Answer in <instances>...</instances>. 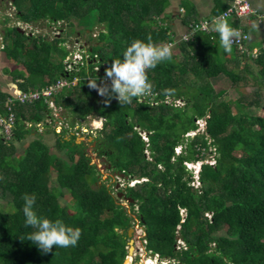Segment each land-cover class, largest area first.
Wrapping results in <instances>:
<instances>
[{"label":"trees","instance_id":"16d2710c","mask_svg":"<svg viewBox=\"0 0 264 264\" xmlns=\"http://www.w3.org/2000/svg\"><path fill=\"white\" fill-rule=\"evenodd\" d=\"M7 2L23 23H55L75 35H88V57L67 71L69 51L63 38L30 35L6 25V18L0 20L4 50L23 67V72H13L14 79H21L20 90L61 77L78 78L73 88H63L49 100L63 109L69 126L88 116L103 118L93 150L104 157L107 168L126 179L117 190L131 199V208L100 181L84 142H76L73 134L66 138L67 128L53 130L57 151L38 135L18 152L16 142L53 115L43 97L16 102L12 135L0 134V200L11 207L0 211V264H123L127 230L135 219L143 227L145 249L167 264H264V117L245 110L264 108V47L251 56L233 46L226 59L215 30L197 31L176 43L171 60L147 70L156 103L136 96L122 104L110 84L109 91L98 96L87 77L97 80L132 38L150 37L154 43L172 39L170 27L162 22L168 0ZM226 6L218 0L213 14ZM216 76L227 78L233 88L251 89L250 97L225 99L226 90L211 82ZM8 95L0 90V115L6 114ZM165 97L181 104L168 103ZM199 119L204 121L202 131ZM210 148L213 162H203ZM196 161L201 163L195 178L186 163ZM62 190L76 201L72 210L60 203ZM25 193L36 195L39 215L80 228L75 246L53 245L43 251L27 239L33 229L23 223Z\"/></svg>","mask_w":264,"mask_h":264},{"label":"rangeland","instance_id":"374dc122","mask_svg":"<svg viewBox=\"0 0 264 264\" xmlns=\"http://www.w3.org/2000/svg\"><path fill=\"white\" fill-rule=\"evenodd\" d=\"M15 11L13 6L7 2V0H4L0 4V20H3L4 18L7 19L6 25H16L19 26L25 33L32 34L34 36H38L40 34L45 35L49 40L56 37L63 38L64 47L69 51V54L64 62H69L74 57H79V54L82 52H85L86 47L88 46L87 38L88 35H75L73 32H69L65 28H60L55 23H41L37 25H29L26 23H23L21 21H18L17 18L14 15ZM1 30H2V24H0V38H1ZM67 65V64H66ZM23 72V69H22ZM212 83L216 87V89H224L225 91V99L230 101H235L241 94L245 97L249 98L251 94V89L247 88H233L230 86V82L227 78L223 76H217L214 79H211ZM19 81V80H18ZM21 81V79H20ZM76 85V84H75ZM74 87V86H73ZM69 87V88H73ZM250 90V91H249ZM96 94L98 96H102L96 88ZM246 93V94H245ZM48 106L52 108V115L53 119L50 118H44L43 121L35 124V129L33 133H40L41 131L45 130V122L46 125H48V128L50 129L48 132L50 134L49 138H43L41 139L45 143H47L48 146H50L51 151H57L55 147V134L53 133V130L58 129L60 131L62 128H67V132L65 133V137L68 138L71 134L74 135L76 141H83L86 147V152L90 157V162L94 163L96 165V168L99 171V179L101 182L105 183L109 189L111 190L114 197L118 200L119 203H121L123 206H125L127 209L130 210V206L128 204L129 200L125 198H119L117 196L118 192H121L117 189L119 187H123V185L126 182V179L122 178L120 175H118L116 172L112 171L111 169L107 168V163L105 162L104 157H100L96 154V152L93 150L95 141L93 140L94 136L97 135V131L101 128L103 118L102 117H95V116H88L85 119H81L79 122L73 123L72 126H69L67 122L65 121V118L62 115H65L63 109H57L51 100L47 99ZM178 102V101H177ZM250 114H255L264 117V108L263 107H248L245 109ZM232 111H236L235 106H233ZM60 116V118H59ZM62 116V118H61ZM58 117V118H55ZM198 128L200 131L204 128V123L202 120H198ZM28 124V123H26ZM57 131V132H58ZM194 132H189V134H193ZM211 150V151H210ZM213 148H210L209 151L205 155V159L203 162H213ZM175 151H179V147L176 148ZM60 155H63V152H59ZM243 154L238 153V157L242 158ZM201 161H196L193 163H186V167L189 168L193 173L194 177H197V172L199 170V165ZM52 180L55 181V172L52 171ZM99 183V182H98ZM134 181H128V185H132ZM198 182L194 181V184L196 185ZM63 194L59 197L60 203L63 205H66L70 210L74 206H76V201L71 198L70 194L62 190ZM11 207L10 205L4 203L2 200H0V211H10ZM133 211L130 213L132 214ZM133 229L131 231V236L128 238L127 243L129 244L130 239H132V246L133 250L130 254H127L125 257L129 258V261H124L123 264H165L164 259H160L156 256V254H152L151 252H148L145 247L144 243L145 240L143 238L144 233L143 227L137 223V220L134 221V224L131 226ZM177 243L182 244L180 240H177ZM149 259V260H148Z\"/></svg>","mask_w":264,"mask_h":264},{"label":"clouds","instance_id":"9594fccd","mask_svg":"<svg viewBox=\"0 0 264 264\" xmlns=\"http://www.w3.org/2000/svg\"><path fill=\"white\" fill-rule=\"evenodd\" d=\"M214 28L219 36V45L222 50L231 51L234 38L239 33L222 17L214 19ZM171 49V44L154 43L150 37L132 38L124 47L121 56L112 59L110 67L104 70L105 76L110 80V91L115 94V98L122 104H127L134 97L148 93L151 84L147 70L154 68L160 62L171 60ZM89 85L97 88L101 95L109 91V86L97 85L96 78L89 82ZM36 199L34 193L22 195L23 223L33 229L27 234V239L43 251L50 250L53 245L55 247L75 246L80 238V228L60 218L53 219L39 215L34 207Z\"/></svg>","mask_w":264,"mask_h":264},{"label":"built area","instance_id":"2783aa9c","mask_svg":"<svg viewBox=\"0 0 264 264\" xmlns=\"http://www.w3.org/2000/svg\"><path fill=\"white\" fill-rule=\"evenodd\" d=\"M251 16H257L259 18V15L257 14L256 10L251 5L250 0H229L226 8L223 11H221L219 14L213 16L210 19H199L197 21H193L189 23L187 30L184 33H182L178 38L172 37V39L163 41L162 43L166 42V43L171 44L172 49H173V47L176 45L177 42L191 38L192 35L197 31L210 32L212 31L211 27L216 17H222L223 19L233 17V18L239 19V18H248ZM233 29L236 30L239 33V35L234 38V42L232 46L236 47L240 52H244L251 56H255L259 52V48H255V47L249 48L247 46V42L249 39V35L247 34V32H245L244 29L240 26H235L233 27ZM83 57L87 58L88 54L86 52H82L81 54H79V57L78 56L74 57V59H72L71 61L65 62V70L67 71L72 70L74 65H76L77 63H81ZM99 69H100L99 66L95 65L93 67V70H95L96 72H98ZM77 80L78 78L76 76L72 77L71 79H68L66 77H61L57 79L55 82L47 84L40 88L19 90L14 94L8 95L4 103L5 108H6V112H5L6 114L0 115V134H2L5 138H9L12 135V128L14 125V113L12 110V106L16 102L30 103L34 100L39 99L40 97L49 99L50 96H52L53 94H56L61 89L75 86V84H77ZM92 80L93 78L91 76H88L87 84H89V82H91ZM96 83L97 85L105 86V85L110 84V80L105 76V73H102L101 75H99V78L96 80ZM92 88L96 90L95 87H92ZM155 95L156 94L150 89L148 93L144 95H138L137 99L139 101L146 100V101H149L150 103H156L154 101ZM165 101L168 103H172L174 105L181 104L180 99H171L169 97H165ZM141 137L144 140H146L147 139L146 133L141 132ZM156 256L158 257L157 254ZM164 261H165V264L168 263V260H164Z\"/></svg>","mask_w":264,"mask_h":264},{"label":"crops","instance_id":"0c3cea01","mask_svg":"<svg viewBox=\"0 0 264 264\" xmlns=\"http://www.w3.org/2000/svg\"><path fill=\"white\" fill-rule=\"evenodd\" d=\"M224 1H226V4L228 5L229 0ZM250 2L259 15V18L257 16L239 19L230 17L225 20L228 23L238 22V26L242 27L244 31L246 30L247 34L249 35L247 46L249 48L255 47L260 49L264 47V0H250ZM217 3L218 0H168V3L162 14V22L164 25H168L170 27L172 37L178 38L187 30V26L189 23L193 22V20L197 21L199 19H210L217 15L213 14V10L217 7ZM187 16L189 17L187 18ZM211 28L214 32V23ZM232 49L233 46L231 50ZM221 53L223 58L226 59L231 56V51L225 52L222 50ZM22 69L23 67L19 61L8 56L0 39V90L6 92L9 95L19 91L20 89L17 85L18 79H14L13 72L14 70L22 72ZM45 128V130L36 134H34V131H32L24 139L17 141L16 148L18 152L22 153L28 142L35 136L39 135L41 139L49 138L50 134L48 131L50 129L46 124ZM54 131L57 132L58 129H55Z\"/></svg>","mask_w":264,"mask_h":264},{"label":"water","instance_id":"95a60500","mask_svg":"<svg viewBox=\"0 0 264 264\" xmlns=\"http://www.w3.org/2000/svg\"><path fill=\"white\" fill-rule=\"evenodd\" d=\"M16 28H17V30L20 31V32L23 31L20 27H16ZM76 142H79V141H76ZM120 176H122V174H120ZM122 195H123L122 192H118V193H117V196H119V197H121ZM128 200L131 201L130 198H128ZM132 230H133V229H132L131 227L128 228V230H127V236H128V237L131 236V231H132ZM132 250H133L132 239H130L129 244H128V251H127V254H130V253L132 252ZM127 259H128V258L125 257V258H124V261H126Z\"/></svg>","mask_w":264,"mask_h":264},{"label":"bare ground","instance_id":"6f19581e","mask_svg":"<svg viewBox=\"0 0 264 264\" xmlns=\"http://www.w3.org/2000/svg\"><path fill=\"white\" fill-rule=\"evenodd\" d=\"M149 260V259H148ZM127 262L129 261V258L126 260Z\"/></svg>","mask_w":264,"mask_h":264}]
</instances>
